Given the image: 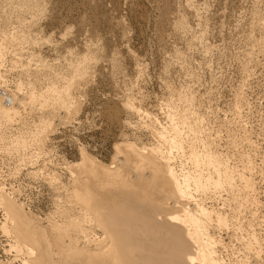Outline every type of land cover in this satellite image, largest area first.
Returning a JSON list of instances; mask_svg holds the SVG:
<instances>
[{
    "label": "rangeland",
    "instance_id": "1",
    "mask_svg": "<svg viewBox=\"0 0 264 264\" xmlns=\"http://www.w3.org/2000/svg\"><path fill=\"white\" fill-rule=\"evenodd\" d=\"M0 43V88L19 84L27 95L69 84L73 96L65 111L55 106L56 92L54 102L25 103L11 123L0 122V183L41 229L40 245L47 240L61 256L74 239L76 163L88 162L82 153L108 164L117 144L153 146L150 121L129 105L167 125L166 105L177 98L200 118V138L213 140L231 166L250 158L252 222L247 210L223 202L226 194L204 203L239 217L245 241L254 231L264 243V0H0ZM76 66L86 73L75 74ZM176 156L177 166L192 170ZM225 233L217 235L226 261L246 254L264 264V246L255 258L244 239ZM0 247V260L14 254L4 253L5 238Z\"/></svg>",
    "mask_w": 264,
    "mask_h": 264
},
{
    "label": "bare ground",
    "instance_id": "2",
    "mask_svg": "<svg viewBox=\"0 0 264 264\" xmlns=\"http://www.w3.org/2000/svg\"><path fill=\"white\" fill-rule=\"evenodd\" d=\"M7 39L10 41L11 37ZM2 48L0 43V54ZM82 70L75 74L86 73ZM50 86L47 92L30 90L27 95L21 92L19 84L14 89L0 88V122L11 123L25 103L36 100L48 103L47 98L56 92L54 101L59 111L69 108L73 101L69 84L60 90ZM177 99L166 105L167 125L160 124L153 114L136 108L134 103H128L135 113L150 121L147 128L155 137L153 146L139 149L124 144L119 148L117 144L118 154L108 164L82 153V161L88 162L76 163L78 179L71 197L76 204L75 216L78 215L75 225L70 220L75 226L74 239L64 246V253L60 249L61 256L50 250L47 240L42 251L40 241L45 236L39 239V226L30 223L22 205L9 197L0 183V233L4 234L8 247L4 253L14 252L11 258L0 260V264H252L251 259L245 258L246 254L245 259L234 257V261H226L220 255L226 244L217 232L224 230L231 236L229 239H234L237 231L243 230V223L235 214L204 203L205 199H221L226 194L223 202L228 201V206L238 211L247 210L251 215L249 223L252 222L257 215L258 199L251 160L248 155H240L235 166H231L226 156L211 147L213 140H207V136L206 140L200 138V118L186 102L182 107ZM33 137L35 141L36 136ZM38 139L40 142L39 136ZM176 155L186 158L192 170H185L182 163L177 166ZM240 235L239 241L244 239ZM243 241L245 249L241 248L244 251L248 248L255 258L264 246L254 231Z\"/></svg>",
    "mask_w": 264,
    "mask_h": 264
},
{
    "label": "built area",
    "instance_id": "3",
    "mask_svg": "<svg viewBox=\"0 0 264 264\" xmlns=\"http://www.w3.org/2000/svg\"><path fill=\"white\" fill-rule=\"evenodd\" d=\"M4 236L0 233V241H2V242H0V245H1V243H3L4 242ZM0 252H1V247H0Z\"/></svg>",
    "mask_w": 264,
    "mask_h": 264
}]
</instances>
